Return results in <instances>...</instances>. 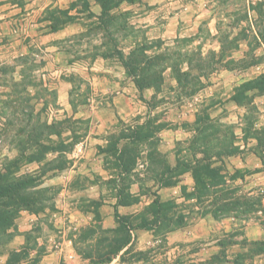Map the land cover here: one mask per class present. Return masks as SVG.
<instances>
[{
  "label": "rangeland",
  "instance_id": "obj_1",
  "mask_svg": "<svg viewBox=\"0 0 264 264\" xmlns=\"http://www.w3.org/2000/svg\"><path fill=\"white\" fill-rule=\"evenodd\" d=\"M28 1L31 0H0V12L4 14V18L0 19V176L9 179L34 177L30 189L39 191L38 194L44 196L45 200L42 204L45 203L49 207L53 200L47 201V192L53 196L64 188L71 191V194L79 191V194H76L78 199L76 195L73 196L75 198L69 195L63 200L66 211L74 218L77 217L72 223H75L77 228H70L68 235L73 238L74 249L82 260L70 259L66 264H88L89 260L104 259L109 249L119 245L125 236V229L117 222H112V209L105 205L111 206L115 197L117 202L124 197L129 198L127 189L131 181L139 176V171L145 172L144 178L148 179L143 182V194L148 195L147 193L155 188L156 180L151 176L149 169L143 170L136 165L138 161H126L129 170L121 171V168L116 166L118 162L112 160L115 156L112 142L109 144L111 152L108 154V157L112 158L104 161L103 170L95 167V160L90 159L92 152L90 157L85 156V148L77 153L78 145L91 128L89 120L81 114L90 108L91 84L90 80L78 71L76 63L80 62L82 57L93 60L98 53L112 56L108 59L109 63L118 61L117 51L130 46L127 59L131 62L132 73L127 71V74L141 77L151 75L153 82L156 79L163 83L159 87L161 97L148 103V107L158 112L147 120V132L164 125L158 122L160 118H166L168 113L173 115L175 108L188 107L190 103L196 108L198 118H203L202 125L211 124L219 128L217 137L219 138L220 132L225 133L224 141L227 146L233 147L235 141L248 139L255 123L260 126L264 121V93L259 94L254 89L248 90L251 86L248 82L252 79L261 76L260 79L264 80V0H177L182 8L189 4L193 7L198 4L196 13L194 17H190L188 12L189 17L177 24V36L165 39L163 46L161 39L147 38L145 31L150 27L137 26L151 10L143 3L144 0L127 3L130 6L125 9L121 6L123 2L118 3L116 8L108 12V18H104L110 19L107 28L97 19L101 11L98 14L94 11L97 0H32L33 7L29 8L30 14H27L28 9L25 7ZM88 1L89 10L82 6ZM45 2L46 5L43 4ZM14 3L20 11L13 12L11 5ZM142 4H145L143 8ZM65 12L71 15L78 13V16L62 24L60 21L64 19L62 15ZM105 29L108 30L107 33ZM155 30L152 29L153 32ZM133 31L140 37L139 40L134 39L135 43L129 45L128 42L125 45L123 40L120 42L121 32L134 36ZM156 46L162 49L158 54L155 52ZM147 61V69L138 70V67H144ZM189 64L191 68L183 70V67ZM167 67L171 69L168 70ZM175 76L180 81L173 84L171 80ZM60 80L67 85L60 84ZM231 99H235L241 106L231 104ZM215 105L222 107V112L221 116L214 120L210 119L208 113ZM241 109L247 113L244 125L246 135L237 139L234 116L241 112ZM220 117L227 119L221 122ZM51 122L54 125L42 133L37 144H32V149L23 148L21 152V147L26 144L21 142L20 146L19 140L30 142L25 133L34 126L39 127L43 123ZM195 125L191 124V127ZM183 126L187 129L190 127L188 124ZM196 127L200 129L201 123ZM51 129L61 131L60 136L50 132ZM260 131L263 162L260 169L264 173V130ZM139 135L141 139V133ZM102 137L111 139L115 135L105 134ZM46 147L52 149L43 153L38 160H30L27 157L28 154L40 155ZM57 149L65 151L58 152ZM178 151L180 158H188L192 152L182 144L179 145ZM217 151L225 149L213 150L214 160L226 155L225 152L217 156ZM169 153H164L163 164L164 161L169 163ZM71 167L76 168V173L79 172L67 185L64 178L65 174H73ZM90 167L91 172L86 170ZM63 172L65 174L61 181L49 182L50 190L42 191L39 186L41 182ZM243 173H247V170ZM93 183L97 185L93 187ZM234 186L241 198L249 197L245 202H248L250 207L252 205L253 209L249 211L248 217L256 216V210L261 205L255 200L264 195V178L262 177L257 193L252 196L248 194L249 186ZM95 188H98L100 200L91 198L97 192ZM141 200L146 199L141 197ZM8 204L10 202H6V205ZM75 210L83 212L84 215L80 216ZM137 214L133 215L132 223L137 222V217L140 216ZM50 215L45 218L48 219ZM106 216L111 217L110 225L114 224L113 226H103ZM52 222L46 223L50 226ZM226 240L232 241L231 238ZM144 244L143 250L137 245L132 246L108 264H176L166 259L167 245L158 242L152 246L146 241ZM247 246L250 256L248 258L252 259L258 246ZM24 252L27 253L26 250ZM20 256H23L21 251L12 252L10 259L15 261ZM256 262L264 264V252L257 257Z\"/></svg>",
  "mask_w": 264,
  "mask_h": 264
},
{
  "label": "crops",
  "instance_id": "obj_2",
  "mask_svg": "<svg viewBox=\"0 0 264 264\" xmlns=\"http://www.w3.org/2000/svg\"><path fill=\"white\" fill-rule=\"evenodd\" d=\"M143 3L147 4L151 10L149 15L147 17L144 16L141 19L142 21H140L141 23L137 26L142 28L150 27L148 31H145L147 38L161 39L163 42L162 46L165 44V39L177 36V24L180 20L189 17L188 12L190 13V17H194L198 6L197 4L193 7L189 4L185 8H182L179 7L177 0H144ZM33 4L34 1L32 0L27 2L25 7L28 9L27 14H30L29 8L33 7ZM43 4L46 5L47 2ZM145 4H142V8ZM121 6L125 9L126 6L130 5L123 2ZM11 7L13 8V12L20 11L16 3L12 4ZM94 11L97 14L101 11V6L98 3H96ZM2 18H4V14L0 12V19ZM153 28L156 29L155 32L152 31ZM29 31L30 24L28 34L30 33ZM133 33L135 34L134 36L121 32L119 37L120 42L123 40L125 45L127 42L128 45L130 43L134 44V39L139 40L140 37L136 35L135 31ZM155 48L156 54L162 50L158 46ZM129 49L130 46H125L121 50L124 56H128ZM110 57L112 56L98 53L93 60L82 57L80 62L76 63L78 71L83 76H86L91 84L90 108L81 113L83 118L89 120L91 128L86 133L81 144L78 145L77 153L82 152V149L85 148V156L90 157L92 152L93 155L90 159L92 161L95 160V167L103 170L104 161L112 158V156L108 157V154L111 152V150L107 151L111 148L109 144L110 142H116L114 146L116 155L112 160L121 161L117 155L125 148L134 147L136 149L135 161H138L136 165L143 168V170L149 169L152 172L151 176L156 180V185L154 186L155 188H152V191L147 193L148 195L142 193L143 182L148 179L144 178L145 172L139 171V176H136L135 180L131 181L130 187L127 189L129 198L124 197L120 202H117V197H115V200L111 202V206L105 205L110 210L112 209L113 223H116L114 219L115 209L120 215L129 217L131 221H133V215L137 213V215L145 219L152 218L149 207L156 197L159 199V202L173 203L176 213L182 216L181 222L172 223L171 227L164 233L158 232L159 228L155 225L150 229L129 226L130 241L119 251L116 257L132 246L137 245L140 250H143L145 248L144 242L146 241L147 244H151L152 246L158 242L167 245V250H165V254H167L166 259L176 264H185L186 262L189 264H204L209 261H212L211 264H258L256 262L257 257L261 256V253L256 254L252 259L248 258L250 256L248 255L249 249L247 245L257 241H264V195L260 200L261 207L256 210V216L241 218L230 214L214 218L210 212L203 210L201 204H198L194 197L186 196V194L193 192L195 187L191 171L179 174L178 181L175 184L169 186L159 184L160 172L155 161H160L166 151L170 152V166H174L177 159L181 160L183 158L182 156L180 158L179 145H186L189 151H192V149L195 151L201 149L222 150L227 148V143L224 141L225 133L222 134L220 132L218 139L216 134L213 138H202L203 134L196 127L201 123L196 113L197 110L190 103L188 107L175 108L176 110L173 115L172 113H168L165 116L166 118L164 116L160 118L158 122H162L164 125L154 131L150 129L147 132V120L155 112H158L148 107V103L157 97H161L159 87L163 83H159L156 79L154 82L151 80L147 84L149 87L139 91L135 88L137 85L135 77L127 74L128 72L121 60L118 58V61H111L109 63L108 59ZM167 69L169 70L171 67H167ZM185 69H189V65H185L183 70ZM202 78L205 79V76ZM171 82L176 84L178 79L172 77ZM59 83L67 85L63 80H60ZM65 100H67V97ZM230 103H233L237 107L241 106L232 99ZM156 108L159 109V106H156ZM159 110L162 111L161 109ZM221 112L222 107L218 108L215 105L213 110L208 114L210 119L215 120L221 116ZM246 116L247 113H244L242 109L241 112L236 113L234 116L237 125L235 133L237 139L246 135L244 130ZM226 119V117H220L221 122ZM183 124L190 125L189 129L185 128ZM191 124L196 125L191 127ZM254 126L251 128V134L246 141L241 139L235 141L233 145L237 149L235 153L226 154L225 156L221 155V159L216 158L214 160L212 158L210 160L212 161V166L221 167V172L225 175L228 183L238 186L242 185V187L249 186L248 194H251V196L253 193H257L262 177L264 178L263 170L260 169L263 165L261 147L258 138L254 134L256 130H264V121L260 125L261 127L256 123ZM219 127H222L221 123ZM135 129H140L141 139L131 142L130 138L125 136ZM105 134L115 135V137H112L113 139H105L102 137ZM82 145H84L83 148ZM194 153L195 156H193L192 152L189 153L188 159L190 161L202 159V152ZM90 169L91 167L86 170L89 171ZM246 170L247 173H243ZM70 171L73 174L67 175L63 172L49 179H45V176H43L45 181L41 182L39 186L43 191L50 190V187H48L50 185L49 182L61 181L64 176L63 174H65L64 179L68 185L69 182L73 181L71 178L77 176L79 172L76 173L75 167H71ZM237 171H240L243 176L238 175L234 179H231L230 176ZM95 185L97 183H93V187ZM95 190L97 192L91 198L100 200L98 188H95ZM76 194H79V191L72 192L71 194V191L67 188L61 189L53 196H50L49 192H47V201L53 200L50 203L51 207L43 203L42 208L37 211L26 207L17 209L13 223L6 229V233H10L11 237H8L9 239L6 241L4 237H0V264H66L72 259L76 261L78 259L82 260L74 249L73 238L68 235L70 228H77V225H74L75 223L72 224L73 221L77 220V217L74 218L72 214L66 211L65 201L63 200L65 196L69 195L75 198L73 196ZM141 197H145L146 200L142 201ZM76 198L78 199L79 197L77 196ZM60 201L64 202L58 204ZM137 208H140L142 211ZM75 211L80 216L84 215L83 212ZM47 215H50L48 219L45 218ZM106 217L104 218L103 226H113L114 224L110 225L111 217ZM46 222H52V224L49 223L51 225L48 226ZM227 238H231L232 241H227ZM25 250L27 253L24 252ZM20 251L23 253V256H20L18 260L12 261L10 259L11 253Z\"/></svg>",
  "mask_w": 264,
  "mask_h": 264
},
{
  "label": "trees",
  "instance_id": "obj_3",
  "mask_svg": "<svg viewBox=\"0 0 264 264\" xmlns=\"http://www.w3.org/2000/svg\"><path fill=\"white\" fill-rule=\"evenodd\" d=\"M135 0H97L99 5L101 6V12L100 15H98L97 19L100 20V23L104 24V28H107V23L110 20H104V18H108V12L112 8H116L121 2L126 3H133ZM85 5H82L86 9L89 7V1L84 3ZM89 10V9H88ZM78 14V13H76ZM76 14H69L65 12L63 16V20L60 22L62 24L66 22H70L77 18L78 15ZM106 21V22H105ZM60 23V24H61ZM107 33V29H105ZM118 58L121 60L123 65L125 66L126 70L130 73H132V68L130 67L129 60L127 59V56H124L121 50L117 51ZM148 61L144 64V67H138V70H142L143 68L147 69ZM142 66V65H140ZM137 65H134V68H136ZM189 68H191L189 64ZM134 70V69H133ZM136 79L137 88L139 91H141L144 88L149 87L150 81L153 77L151 75L143 76L140 75H133ZM176 77V76H175ZM188 78V76H186ZM261 77V76H260ZM260 77L256 79H252V81H247L250 83V87L248 90H257V93L261 94L264 93V80L260 79ZM186 78V79H187ZM178 81H180L178 79ZM252 83V84H251ZM247 91V90H246ZM235 100V99H234ZM236 101V100H235ZM201 122V128L200 131L203 134L201 137L213 138L215 134L217 133V130L219 128H215L213 125H202L203 118H198ZM54 125V123H43L39 127H32L30 131H27L25 133V136L28 141H22L19 140V145L22 143L26 144L21 147V152L24 149H32V144H37V140L39 137H41L42 133L48 129L51 128ZM41 127H44L42 129ZM214 128V130L212 129ZM50 132H55L57 136H60L61 131H55L54 129H51ZM263 132V131H262ZM261 131L256 130L254 134L258 138V141L260 143V134ZM140 129L133 130L129 135H126L125 137L130 138L131 142H134V140H138L140 137ZM143 137V136H142ZM218 139V137H217ZM116 142H113L111 147L115 146ZM230 143V142H228ZM30 145V147H28ZM21 146V145H20ZM231 145L227 146L225 148V151H217L215 154L217 156H220L221 154H233L237 151L234 147H230ZM51 148H45L43 152L40 155H31L28 154L27 157L30 160L39 159L41 158L42 154L51 150ZM111 148H109L107 151H109ZM228 149V150H227ZM65 151L63 149H57L59 152ZM116 150V149H115ZM32 151V150H31ZM198 152H202L203 156L201 160L195 159V161H190L188 158H182L181 160L175 161L174 166H170L169 163L163 164L162 159L160 161H155L156 166L159 167L160 177H159V184L169 186L172 184H175L178 181V175L185 171H191L192 176L194 178L195 187L194 191L186 194V196H192L196 199V202L198 204H201L203 207V210L206 212H210L214 218H220L225 215H235L238 217H245L248 218L249 211H252L253 208L248 205V202H245V200L249 197H240L238 193H236L237 188L234 185H231V183H228L225 179V175L221 172L220 166H212L210 159L212 158L213 150L209 149H201L197 150ZM196 152L194 149H192V154L195 156ZM116 155V154H115ZM117 157L121 160L118 161L117 166L121 168V171L127 172L129 170L128 163L126 161H135L136 160V149L134 147H129L123 149ZM154 162V161H152ZM238 175L243 176L240 171H237L236 173H233L230 178L234 179ZM34 177H12V178H5L3 176H0V237H4L5 241L8 240V237H11L10 233H6V229L13 223V219L16 216L17 209L21 207H26L31 210H39L42 208V202L44 201V196L39 195V191H31V186H33ZM233 186V188H232ZM43 191V190H42ZM40 191V192H42ZM261 196L256 198V202L260 204ZM6 202H10V204L6 205ZM253 203V202H252ZM175 205L170 202H159V199L156 197L154 199V202L149 207V211L152 214V218L145 219L144 217H137V222L132 223L129 217L120 215L117 210H114V219L117 222V224L122 225L125 229V236L123 238V241L114 247H111L109 249L108 255L104 259H99L97 261L89 260L88 264H108L112 261L113 258H115L119 251L122 250L130 241V233H129V226H137L139 228L143 229H150L154 225L157 226L158 232L164 233L167 229L171 227L172 223L175 222H181L182 216L178 215L173 208ZM140 218V219H139ZM135 224V225H134ZM161 228V229H160ZM252 244L258 246L256 248L255 254L263 253L264 252V241H257L253 242ZM128 249H126L123 253L127 252ZM255 250V249H254ZM122 256V254L120 255ZM119 256V257H120ZM13 261V260H12ZM212 261H209L204 264H211Z\"/></svg>",
  "mask_w": 264,
  "mask_h": 264
}]
</instances>
